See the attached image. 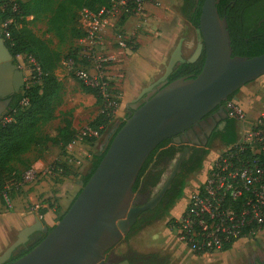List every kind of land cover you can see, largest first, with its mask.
<instances>
[{
    "label": "water",
    "instance_id": "95a60500",
    "mask_svg": "<svg viewBox=\"0 0 264 264\" xmlns=\"http://www.w3.org/2000/svg\"><path fill=\"white\" fill-rule=\"evenodd\" d=\"M220 2L204 1L196 29V53L185 59V39L178 41L164 73L142 89L131 102L133 113L117 133L115 129L110 133L113 138L98 168L86 184L80 182L82 189L62 219L52 228L37 220L20 231L0 254V264H7L35 233L46 237L11 264H105L107 254L129 236L141 215L157 208L191 147H186L171 163L170 175H163L167 184L162 191L146 204L135 206L133 188L150 155L168 139L176 145L190 144L188 135L199 132L207 115L235 98L246 85L264 77V53L253 58L233 57L228 21L220 17L217 9ZM203 50L205 62L197 77L170 82L180 64L195 63ZM12 60L0 34V91L13 87L18 90L24 85V73Z\"/></svg>",
    "mask_w": 264,
    "mask_h": 264
},
{
    "label": "trees",
    "instance_id": "16d2710c",
    "mask_svg": "<svg viewBox=\"0 0 264 264\" xmlns=\"http://www.w3.org/2000/svg\"><path fill=\"white\" fill-rule=\"evenodd\" d=\"M112 1L118 0H28L25 2L16 0L17 10L15 12L12 11V6L8 7L5 12L0 11L1 20L13 19V23L9 25L11 41H6L13 58L16 59L18 55L33 56L42 71V75H35L31 78V84L28 86L26 84L23 87L20 96L7 115L11 116L13 120L7 123L3 119L0 122V192L9 191L12 197L21 189L20 184L23 181L25 172L32 169L31 165H27L23 160L25 155L32 151H38L49 143L59 146L64 155L67 147L76 141L78 137L72 121H65L66 124L59 129L54 137L41 136L43 127L55 118L62 85L55 75L57 66L55 54L46 41L34 34L30 27L31 23L39 20L45 21L48 34L61 40L64 37V31L75 19L77 13L85 9L94 12L102 8L108 9ZM204 1L199 0L197 3V0H184L183 3L182 14L196 29L199 28ZM133 7V5H130L128 12L123 10L118 22L119 27H122L133 15ZM217 9L221 18H227L233 57L253 58L264 53V0H221ZM241 20L245 22L244 29L241 27ZM74 36L82 38L85 33L74 30ZM123 42L127 49L137 50L133 37H123ZM204 62L205 59L202 58L195 63L179 65L171 75L170 82L189 76L197 77L202 71ZM80 84L85 93L96 99V104L101 109V115L97 118L98 124L106 125L108 122L110 123L113 120L111 114L114 112V105H108L99 89L87 87L81 82ZM114 91L115 87L113 83H110L107 90L110 94L108 100L118 103L114 97ZM23 99H28L29 104L27 106L21 105ZM124 124L125 122L119 126L116 133ZM237 134L236 128L232 137L223 140L222 144L226 146L233 145L237 141ZM209 148L210 146L191 149L166 197L157 208L148 210L141 215L129 235L158 220L170 217L171 210L183 198L188 182L195 175L201 173L204 161L210 153ZM184 149L183 145H176L173 139L165 140L160 144L147 159L137 178L133 188L136 200L141 201L144 205L151 199L163 175L170 169L171 163ZM106 150L95 157L91 172L84 178L83 182L85 184L98 168ZM14 164L23 165L26 167V171L17 170ZM46 212L47 209H41V215ZM62 217L63 215L59 218V221ZM170 223L172 227L176 224L173 218L170 219ZM45 237L46 235L43 233H35L26 245L15 251L7 264H11L27 255ZM115 258L126 259L130 264H167L168 262L166 258L157 254L131 253L125 257L116 256Z\"/></svg>",
    "mask_w": 264,
    "mask_h": 264
},
{
    "label": "rangeland",
    "instance_id": "374dc122",
    "mask_svg": "<svg viewBox=\"0 0 264 264\" xmlns=\"http://www.w3.org/2000/svg\"><path fill=\"white\" fill-rule=\"evenodd\" d=\"M23 1L25 2L28 0ZM150 3L151 4L146 7L150 15L148 24L144 25L141 21V16L137 15L134 11L133 15L129 18L132 21V29L139 34L153 35L157 33L156 29L151 28L150 19L153 15L150 12V8L157 9L159 8V4L156 0L150 1ZM183 3L184 0H172L168 13L169 15L175 16L174 23H179L174 24L172 27L178 29V38L188 36L187 39H189L193 36L194 31L183 19ZM108 10L110 11L108 16L110 25L107 24V26H112L111 34L107 37L105 36L106 26L104 28V35L102 36L101 43L96 46L94 45L95 47L92 46V43L90 44L89 41L81 42V39L84 37L77 38L74 36V30L85 33V23L81 14L82 12L76 14L75 19L64 31V37L61 40L57 39L54 35L48 34V27L43 20L34 21L30 26L34 34L46 41L55 54L57 62L55 75L62 85V89L59 93L60 101L55 112V118L43 127L41 136H56L59 129L66 124L65 121L76 122L78 136L77 143L75 144V153L78 160L74 161V164L61 167L62 172L58 171L57 168L54 169V166H56L57 163H59L58 161L62 160L63 157L60 148V150L58 149L60 154L54 162L43 167L40 166L39 169L34 168L36 172L39 173L34 176L35 178L31 180L27 179L25 182L26 184L23 186L24 188H33L43 183H50V195L42 201V204L46 205V209L57 210L56 224L59 222V218L65 213L62 212L59 207L58 200H67V209H69L72 202L81 191L82 186L80 182L84 181L88 171L92 169L95 157L106 150L112 138V136H110L111 131L114 128L118 130L119 126L128 119V107L131 105V102L136 99V97H133L129 92V87L133 85L134 75L128 70L119 67L124 63L123 58L119 54H114L119 48H125L122 47L120 43L126 35L123 34L121 27L118 26L119 19L123 14V9L121 5H116L113 9L111 2ZM167 30L168 29H165V33ZM186 50L187 55L192 53L188 48H186ZM86 53L93 55L94 58H91V62L85 56ZM101 58L107 59V62L102 64L101 73L103 76H106L109 82L113 83L115 87L114 97L116 101H118V103L114 104L115 109L111 114L113 120L106 125L98 124L97 118L101 115V109L96 102L84 92L79 80L73 76L70 67L71 62H76L78 67H87L88 72L92 74L94 73V68L99 69L98 60ZM23 71L28 86L31 84V69L26 67ZM245 87L248 88V90H246V92H248L247 94H253L252 99L246 95L243 96L242 91H245ZM245 87L239 91L235 98L239 99L240 97L242 99V102H240L247 111L248 121L252 122L260 113L261 106L264 105V78L262 77ZM256 96L260 98L258 99ZM236 126L238 133L237 140H239L242 136L244 125L237 123ZM87 128H90L92 133L87 134L85 131ZM108 136L109 140L106 143ZM80 139H82V141H80ZM229 147L230 146L224 144L215 143L211 145L209 149L210 153H212L222 152ZM32 152L29 154L34 156ZM14 165L17 170L26 171V167L19 166L18 164ZM170 170L171 169L165 174L168 175ZM199 177L200 174L195 175L193 179L188 182V185L195 184ZM183 209L184 201L180 200L171 210L170 217L158 220L127 236L111 251V253L117 257H125L131 253L157 254L160 257L166 258L168 261L167 264H255L256 262L264 264V231L255 233L251 235V237L239 241L235 249L221 251L212 255L196 256L189 253L186 249H183L177 242L176 234L170 223V219L179 217Z\"/></svg>",
    "mask_w": 264,
    "mask_h": 264
},
{
    "label": "built area",
    "instance_id": "2783aa9c",
    "mask_svg": "<svg viewBox=\"0 0 264 264\" xmlns=\"http://www.w3.org/2000/svg\"><path fill=\"white\" fill-rule=\"evenodd\" d=\"M150 1L153 0H118L112 1V5L113 9L116 5H121L125 12L133 5V11L141 16V21L146 25L150 16L146 6L151 4ZM15 2L16 0H0V11L5 12L12 6V11L15 12ZM81 14L85 23V36L81 42L89 41L92 46L100 44L110 11L107 8L97 12L85 9ZM12 23V18L0 19V31L5 42L11 41L9 25ZM120 45L125 47L123 39ZM85 56L90 62L94 58L89 53ZM16 60L22 70L26 67L31 69V78L42 75L41 67L33 56L18 55ZM105 62L106 58L99 59V69L94 68L92 74L87 67H78L76 62H71L70 67L79 82L99 89L111 106L115 104L108 100L110 94L107 90L111 82L101 73L102 64ZM225 103L230 118L244 125L242 136L226 150L209 153L198 181L185 188L181 199L184 201L183 211L179 217L173 218L176 222L173 229L177 242L196 256L235 249L239 241L264 231V105L261 106L258 116L250 122L247 111L238 99L230 98ZM28 104V99L21 102L22 106ZM12 120L11 116L4 118L7 123ZM85 131L87 134L92 133L90 128ZM76 142L77 139L67 147L62 160L58 161L54 169L62 172L61 167L72 165L78 160L75 153ZM38 173L33 168L25 172L20 187ZM11 206L10 192H0V208L9 210Z\"/></svg>",
    "mask_w": 264,
    "mask_h": 264
},
{
    "label": "crops",
    "instance_id": "0c3cea01",
    "mask_svg": "<svg viewBox=\"0 0 264 264\" xmlns=\"http://www.w3.org/2000/svg\"><path fill=\"white\" fill-rule=\"evenodd\" d=\"M156 1L159 4V8H150V12L153 15L151 16L150 24L152 29L154 28L157 30V33L148 35L135 32L132 29L131 19H128L122 27L120 26L123 34L126 35L127 38L133 37L137 45L136 51H131L125 47L119 48L114 52V54H119L123 58L124 63L119 67L128 70L134 75L133 85L129 87V92L133 97H138L144 87L152 84L161 77L176 47L175 44H177L181 38L185 39V48H188L190 52H192L197 45L198 36L196 28L186 20L183 14V19L194 31L193 36L189 39H187L188 36L178 38V29L172 28L174 24H179L177 22L174 23L175 16L169 15L168 13L172 0ZM146 7H148V5ZM107 24L110 25L108 19ZM111 27L112 26H107L105 29L106 37L111 34ZM165 29H168L166 33ZM246 88L247 87L244 88L245 91H242L243 96L246 95L252 99L253 94H247L248 92H246V90H248V88ZM89 96L96 102V99L92 95ZM257 98L259 99L260 97ZM238 100L241 101L242 99L239 97ZM73 127L76 129V122L73 123ZM58 149L60 150L59 146L49 143L42 149L33 151L32 153H34V156L28 153L24 156L23 160L27 165H31L33 169H39L40 166L43 167L54 162L60 154ZM19 166L23 165L19 164ZM49 188L50 183H43L33 188L23 187L14 194L12 206L9 210L5 209V207L0 208V254H2L4 249L17 238L20 231L35 224L37 220L44 222L49 228L55 226L57 219L56 209H47V212L41 215V209H46V205L42 204V201L50 195ZM58 205L62 212L68 210L67 200L59 199Z\"/></svg>",
    "mask_w": 264,
    "mask_h": 264
},
{
    "label": "flooded vegetation",
    "instance_id": "af4514ba",
    "mask_svg": "<svg viewBox=\"0 0 264 264\" xmlns=\"http://www.w3.org/2000/svg\"><path fill=\"white\" fill-rule=\"evenodd\" d=\"M244 23H245L244 20H241V27L243 29L245 27ZM0 34L2 36L1 31H0ZM198 43H199V40H198V37H197V45H198ZM197 45H196V47L194 48V50L192 51V53L190 55H187V50H186V48L184 46L183 56H184L185 59L188 60V59H190V58H192L194 56V54L196 53ZM205 55H206V53L203 50L201 56L198 58L197 61L201 60L202 58L205 59ZM12 63H13V65L18 66L21 71H23L21 69V67L19 66L18 61L16 59L13 58ZM23 73H24V71H23ZM24 81H25V75H24ZM25 85H26V81L24 82L23 86L19 87L18 90H16V88L13 87L12 89H8L7 88V89H4V90L0 91V122L11 111L15 101L20 96V94L22 92V89H23V87ZM144 97H146V95ZM133 111H134L133 107H132V105H130L128 107V117L133 113ZM236 125H237V122L235 120H233L232 118H230L229 113H228L227 103L224 102L222 104L221 108H218V109L214 110L213 112H211L209 115H207L203 119L202 124H200L199 127H198L199 132L195 131V135H193V136L188 135L187 138H188V141H189L190 144H185L183 146H184V148L189 146L192 149V148H195V147L196 148H205V147L211 146V145H213L215 143L222 144L223 140H226V139H229V138L232 137L233 133L235 132V130L237 128ZM191 144H193V145H191ZM204 144H206V145H204ZM90 172H91V169L88 171L86 176H88V174ZM171 172H172V170H170V172H168V175H170ZM86 176H85V178H86ZM173 182H172V184H173ZM166 184H167V180L162 178L161 182L155 188L151 199L155 198L162 191V189L166 186ZM159 185H161V188H158ZM169 190H171V189H169ZM168 191L166 192V194L163 197V199L166 197ZM163 199H162V201H163ZM134 204H135V206H142V202L136 200V197H135V200H134ZM133 228H132V230H133ZM132 230H131V232H132ZM115 257L116 256H114L111 253V251H110L107 254V259H106L105 264H123L125 262H128V264H130V262L128 260H126V259H116ZM255 264H259V263L256 262Z\"/></svg>",
    "mask_w": 264,
    "mask_h": 264
}]
</instances>
